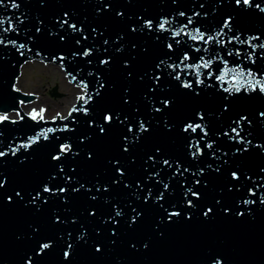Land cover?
I'll use <instances>...</instances> for the list:
<instances>
[{
	"label": "water",
	"instance_id": "water-1",
	"mask_svg": "<svg viewBox=\"0 0 264 264\" xmlns=\"http://www.w3.org/2000/svg\"><path fill=\"white\" fill-rule=\"evenodd\" d=\"M262 45L264 0H0V264H264ZM31 61L66 115L22 109Z\"/></svg>",
	"mask_w": 264,
	"mask_h": 264
},
{
	"label": "rangeland",
	"instance_id": "rangeland-1",
	"mask_svg": "<svg viewBox=\"0 0 264 264\" xmlns=\"http://www.w3.org/2000/svg\"><path fill=\"white\" fill-rule=\"evenodd\" d=\"M57 85V91L61 92V96L54 97L50 94L51 89ZM16 87L23 92H38L27 105H23L22 109L28 111L34 107L45 117L63 111L68 102L75 100L80 88L68 82L63 70L56 64H43L39 61H31L26 63L21 71ZM68 111V110H67ZM18 113L13 112L9 115Z\"/></svg>",
	"mask_w": 264,
	"mask_h": 264
},
{
	"label": "snow or ice",
	"instance_id": "snow-or-ice-1",
	"mask_svg": "<svg viewBox=\"0 0 264 264\" xmlns=\"http://www.w3.org/2000/svg\"><path fill=\"white\" fill-rule=\"evenodd\" d=\"M235 2H236L237 4H239V3L241 2V0H235ZM249 2H250V0H243V3H244V4H249ZM12 6H13V7H19V5L15 4V3H13ZM64 15L67 16V13H65ZM65 22H66V21H65ZM73 27H75V26H73ZM159 27H160L161 29H163V28L165 27V24H164V23H161V24L159 25ZM197 31H199V29H197ZM193 38H195V37H193ZM200 38H201V39H204L203 34H201ZM207 39H208V40H212L213 37L209 36ZM21 47H22V46H21ZM169 47H171V45H169ZM261 47H264V45H262ZM84 55H88V53L85 52ZM185 59H188V57L185 56ZM104 63H107V61H104ZM210 63H211V62L209 61L208 63H205L203 66H204L205 68H208V67L210 66ZM236 72H237V69H235V68L227 69L222 75L217 76V79H218V80H223L224 77L227 76L229 73H236ZM239 74L242 76V75L244 74V70H243V69H240ZM247 74H248V75H252V73H251L250 71H249ZM176 78L179 79V76H177ZM234 78H235V77H234ZM156 79L159 80V77H156ZM200 82H202V81H198V83H200ZM257 83H259V82H257ZM183 86H184L185 88H190V87H191V84H190V83H186V84H184ZM261 90L264 91V88H262ZM225 91H228V89H225ZM164 103L167 105V104L170 103V101H167V100H166V101H164ZM156 110L159 111V109H156ZM40 111L43 112L44 110L41 109ZM36 115H38V113H35V110H34L33 119L36 118ZM262 115H264V113H262ZM41 118H42V117H41ZM201 118H203V117H201ZM6 119H7V116H0V121H2V120H6ZM103 119L106 120V121H108V122H111V121H113V119L119 120V117H118V116H114L113 114H108V115L104 116ZM241 119H243V117H242ZM122 122H123V121H121V123H122ZM200 127H201V125H199V124H196V125L188 124V125H186V127H185V131H188V129H191V130L194 132V131H196L197 128H200ZM141 129H142L144 132L148 131V129H147L146 127H144V123H143V121H141ZM99 130H100L101 133H103V132L105 131V128H104L103 126H101ZM48 131H49V132H52V131H54V130H53V129H48ZM234 131H235V129H234ZM124 140L127 141V137H124ZM209 147H210V145H209ZM66 148H68V145H63V146L61 147V152H63ZM127 150H128V148H127V146H125V147H124V151H127ZM157 151H159V149H157ZM193 154L195 155V153H193ZM3 155H4V153H3V152H0V156H3ZM54 158L58 159L59 157H54ZM116 163L118 164L119 162L117 161ZM165 163H167V161H165ZM116 171H117L120 175H123V174H124L122 168L117 167V168H116ZM233 175H235V173H233ZM0 187H3V185L0 184ZM105 190H107V189H105ZM45 191H49V189L45 188ZM60 191H63V189H60ZM189 193L191 194V196L196 197L197 199L199 198V194H198L197 192H193V191L189 190ZM16 195H17V196H20V193L17 192ZM38 198H39V193H38L36 196H34V197L32 198L31 202H32V203H35V201H36ZM161 198H162V197H161ZM147 199H148V198L146 197L145 200H147ZM7 200H8V201H11V200H12V197H11V196L7 197ZM187 203H188L189 206H191L192 201L189 200ZM262 203H264V201H262ZM133 211H135V210H133ZM211 211H212L211 208L207 209V210L204 212V215L207 217ZM166 214H167V219H168L169 222H171V220L173 219V217H176V216L181 215L180 212H176V211H173V212H167ZM119 215H120V213L117 212V216H119ZM140 215H141V214L138 213V212L136 213V215H133V216L131 217V219H130V223H136L137 218H138ZM241 215H242V213H241ZM188 218H190V216H189ZM56 219L59 220V217H56ZM48 247H49L48 244H44V245H43V248H48ZM67 247H68L69 249H71L72 245L69 243ZM145 247H147V245H145ZM96 250H97V251H100V247L97 246V249H96ZM64 255H65V256H68V252L66 251V252L64 253Z\"/></svg>",
	"mask_w": 264,
	"mask_h": 264
},
{
	"label": "bare ground",
	"instance_id": "bare-ground-1",
	"mask_svg": "<svg viewBox=\"0 0 264 264\" xmlns=\"http://www.w3.org/2000/svg\"><path fill=\"white\" fill-rule=\"evenodd\" d=\"M74 100H72L71 102H68L64 111H63V114L66 115L71 107V105L73 104ZM68 110V111H67ZM25 111V110H24ZM11 115H14V114H11Z\"/></svg>",
	"mask_w": 264,
	"mask_h": 264
}]
</instances>
